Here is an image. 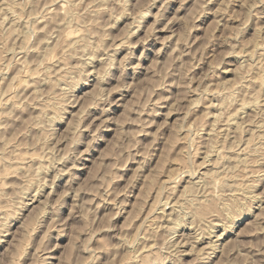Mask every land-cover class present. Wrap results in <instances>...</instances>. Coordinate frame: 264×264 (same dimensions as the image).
<instances>
[{
	"label": "clouds",
	"instance_id": "9594fccd",
	"mask_svg": "<svg viewBox=\"0 0 264 264\" xmlns=\"http://www.w3.org/2000/svg\"><path fill=\"white\" fill-rule=\"evenodd\" d=\"M0 264H264V0H0Z\"/></svg>",
	"mask_w": 264,
	"mask_h": 264
}]
</instances>
